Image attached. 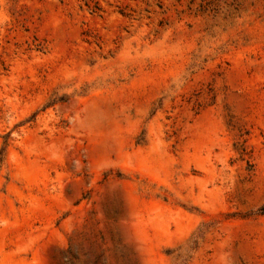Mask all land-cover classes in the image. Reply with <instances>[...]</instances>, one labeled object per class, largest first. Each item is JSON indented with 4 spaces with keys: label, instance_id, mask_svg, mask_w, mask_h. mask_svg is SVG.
<instances>
[{
    "label": "rangeland",
    "instance_id": "1",
    "mask_svg": "<svg viewBox=\"0 0 264 264\" xmlns=\"http://www.w3.org/2000/svg\"><path fill=\"white\" fill-rule=\"evenodd\" d=\"M264 0H0V264H264Z\"/></svg>",
    "mask_w": 264,
    "mask_h": 264
},
{
    "label": "trees",
    "instance_id": "2",
    "mask_svg": "<svg viewBox=\"0 0 264 264\" xmlns=\"http://www.w3.org/2000/svg\"><path fill=\"white\" fill-rule=\"evenodd\" d=\"M261 210H264L263 208H261ZM179 264H185V263H179Z\"/></svg>",
    "mask_w": 264,
    "mask_h": 264
}]
</instances>
